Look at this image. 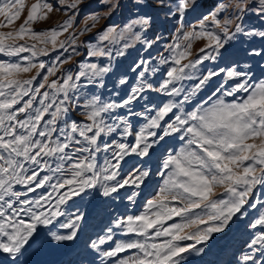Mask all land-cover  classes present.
I'll return each instance as SVG.
<instances>
[{
	"label": "rangeland",
	"instance_id": "obj_1",
	"mask_svg": "<svg viewBox=\"0 0 264 264\" xmlns=\"http://www.w3.org/2000/svg\"><path fill=\"white\" fill-rule=\"evenodd\" d=\"M0 264H264V0H0Z\"/></svg>",
	"mask_w": 264,
	"mask_h": 264
}]
</instances>
